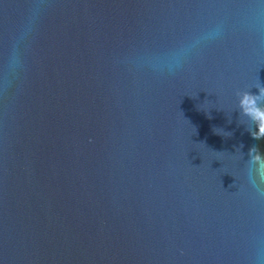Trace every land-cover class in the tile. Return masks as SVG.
Returning <instances> with one entry per match:
<instances>
[{"label": "water", "instance_id": "95a60500", "mask_svg": "<svg viewBox=\"0 0 264 264\" xmlns=\"http://www.w3.org/2000/svg\"><path fill=\"white\" fill-rule=\"evenodd\" d=\"M264 0H0V264H264Z\"/></svg>", "mask_w": 264, "mask_h": 264}, {"label": "clouds", "instance_id": "9594fccd", "mask_svg": "<svg viewBox=\"0 0 264 264\" xmlns=\"http://www.w3.org/2000/svg\"><path fill=\"white\" fill-rule=\"evenodd\" d=\"M258 95L251 92L238 93L239 114L247 117L256 126V130L250 131L253 139H264V87H258ZM249 180L255 184L258 179L264 183V155L253 146L248 153Z\"/></svg>", "mask_w": 264, "mask_h": 264}]
</instances>
